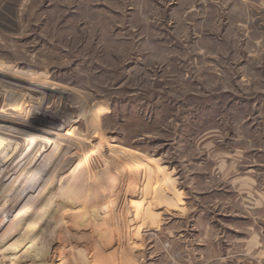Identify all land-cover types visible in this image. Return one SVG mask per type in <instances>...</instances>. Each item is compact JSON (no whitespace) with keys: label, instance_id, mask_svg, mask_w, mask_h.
Returning a JSON list of instances; mask_svg holds the SVG:
<instances>
[{"label":"rangeland","instance_id":"obj_1","mask_svg":"<svg viewBox=\"0 0 264 264\" xmlns=\"http://www.w3.org/2000/svg\"><path fill=\"white\" fill-rule=\"evenodd\" d=\"M0 68V264H264V0H0Z\"/></svg>","mask_w":264,"mask_h":264},{"label":"bare ground","instance_id":"obj_2","mask_svg":"<svg viewBox=\"0 0 264 264\" xmlns=\"http://www.w3.org/2000/svg\"><path fill=\"white\" fill-rule=\"evenodd\" d=\"M0 71H2L1 68H0ZM6 115H7V114H6ZM18 115H19V114H18ZM18 115H17V116H18ZM8 118H9V117H8ZM6 120H8V119H6ZM0 143H3V142H0ZM6 143H7V142L3 143L2 146H1V144H0L1 148H4V147L6 146ZM7 144H8V143H7ZM11 144H12V143H11ZM5 148H6V147H5Z\"/></svg>","mask_w":264,"mask_h":264}]
</instances>
